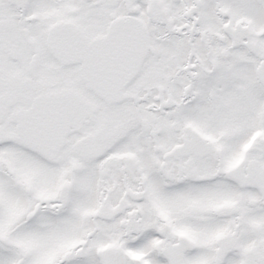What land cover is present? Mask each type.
Returning <instances> with one entry per match:
<instances>
[{"label": "snow or ice", "instance_id": "obj_1", "mask_svg": "<svg viewBox=\"0 0 264 264\" xmlns=\"http://www.w3.org/2000/svg\"><path fill=\"white\" fill-rule=\"evenodd\" d=\"M0 264H264V0H0Z\"/></svg>", "mask_w": 264, "mask_h": 264}]
</instances>
